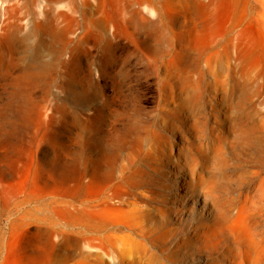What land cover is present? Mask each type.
<instances>
[{
    "label": "rangeland",
    "instance_id": "374dc122",
    "mask_svg": "<svg viewBox=\"0 0 264 264\" xmlns=\"http://www.w3.org/2000/svg\"><path fill=\"white\" fill-rule=\"evenodd\" d=\"M70 1L66 36L52 40L48 0H0V264H232L235 236L219 219L217 210L232 201L233 214L236 202L244 204L247 227L255 238L264 240V190L260 189L264 134L260 132L259 142L253 146H235L231 135L230 143L216 138L219 129L227 134L228 105H222L220 82H215L213 74L205 72L203 81H197V74L199 69H205L204 59L218 48L210 46L195 54L199 58L190 83L196 84V90H181L178 77L169 75L162 65L155 71L132 51L134 42L130 39L135 30L130 25L110 29L109 34L113 30L116 33L113 41L117 46L103 57L101 43H94L93 35L86 51L80 3ZM261 1L256 12L245 11V0L231 1L226 29L233 20H241L242 32L234 35L231 48V54L240 55L241 60L238 66L228 67L224 52L218 51L219 63L214 68L221 79L232 74L237 81L243 73L246 78L255 74L260 77L245 83L243 91L229 81L226 85L229 92L235 91L243 106L258 103L259 117L264 121V0ZM158 12L144 10L153 22L149 31L156 34L160 29L177 48L172 30L179 27L180 19L187 18L180 14L176 21L165 17L161 20ZM14 23L21 27L19 36L33 31L30 41H45L44 49L37 51L32 60L30 54L24 55L9 43ZM170 56L171 53L165 60ZM163 81L174 87L176 102L161 90ZM192 93L198 102L186 104L184 98ZM178 100L182 111L174 121L181 125L170 129L165 125L166 119L172 118L168 110ZM211 101L220 105L215 112L221 115L218 118L212 115ZM193 169L209 173L201 186L199 182L194 187L195 193L190 189Z\"/></svg>",
    "mask_w": 264,
    "mask_h": 264
},
{
    "label": "bare ground",
    "instance_id": "6f19581e",
    "mask_svg": "<svg viewBox=\"0 0 264 264\" xmlns=\"http://www.w3.org/2000/svg\"><path fill=\"white\" fill-rule=\"evenodd\" d=\"M31 3L35 2L36 0H26ZM204 1V0H203ZM201 0H79L80 3V9H81V16L82 17V22H83V43L85 50L87 51L90 48V43H89V37L91 35L95 36V42H99L100 49L99 51L101 52V55L108 54L109 50L111 48H114L117 46L116 41H113L115 38L114 35L116 33L114 30L112 31L113 33L109 34L108 32L110 29H118L120 26H126V28L130 25L134 30L135 34H133L131 37V41L134 42V50H132L136 55L140 54L137 57L144 58V61L146 59V65H151V67L155 70L158 71L160 69V66L162 65L163 70L165 69L166 72L171 75L178 77V84L181 90H187L188 88L191 90V92H194L196 90V84L195 83H190V77L192 72L195 69V65L197 63V60L199 56H196L195 54H199L201 52L206 51L210 46H214L218 48L216 51L213 53L209 54L205 59H204V68L205 69H199L200 71L197 74V81H203L204 79V73L205 72H211L213 74L215 82H220L221 86V92H222V105L226 104L227 110H229V113L226 115V121L229 122L227 127V134H225L221 129L218 131L219 134L216 137L219 139V141L223 140L226 141L227 143H230L229 137L233 136L234 138V143L235 146L237 144H254L257 145L259 142V137H260V132L264 134V121L261 120L259 117V111L261 110L258 103L251 102L248 103L249 105L247 107L243 106L239 102V97L234 93L232 90L229 92L227 85H229L227 82H231L235 84L236 86L239 87V90L243 91L245 89V83H253L255 80H257L260 77H257V74L254 76H248L246 78V75L243 73L241 75L240 80H235L234 76L232 74H226L224 79H221V75L219 76L216 73L215 70V64L219 63L218 62V51L224 52L225 54V61L226 64L229 66H236L239 65L240 62V55H234L231 54L232 47H233V38L235 39L234 35L241 34L242 32V22L239 19L233 20L231 24L229 25L228 29L227 23L230 19V8H231V1L232 0H208L207 2H203ZM244 1V0H243ZM71 1L70 0H48V7H49V18H48V30L50 33V36L53 39L57 38H64L67 33L66 25L65 22L67 20V7ZM246 5H245V11L250 10L252 12H256V8L258 4H260L262 1L261 0H245ZM136 6V7H135ZM145 12H149L152 14L154 11H159V17L162 20L163 17L176 21L180 19V14L186 19V21L180 19L179 21V27L176 28V30L173 31V35L176 38L178 42V47L174 48L172 41H170L168 38L164 37V34H162V31L159 29V31L156 34H153L149 31V26L153 22H151V18L149 19ZM157 14V13H156ZM155 14V15H156ZM128 16V17H127ZM154 16V14H153ZM252 16V15H251ZM156 17V16H155ZM158 17V18H159ZM253 17V16H252ZM247 18V17H246ZM245 18V20H246ZM258 18V17H257ZM256 18V19H257ZM155 19V18H154ZM158 19V20H160ZM160 20V22H161ZM156 21V20H155ZM154 21V22H155ZM157 24V23H156ZM159 26V25H158ZM151 27V26H150ZM148 28V30H147ZM246 28V27H244ZM153 29V28H152ZM151 29V30H152ZM162 29V28H161ZM21 27L18 23H14L11 28H10V35H9V43L13 47H18L21 49V52L24 53V55L30 54L31 60L33 59V55L42 51L44 49L45 41L44 40H34V42L30 41L31 36L33 34V31L24 34L22 36H19L18 33L20 32ZM35 30V29H33ZM121 30V29H120ZM163 30V29H162ZM122 31V30H121ZM120 31V33H122ZM167 32V30H166ZM164 30V33H166ZM169 33V32H168ZM128 34V33H127ZM170 35V34H169ZM125 36V35H124ZM123 36V37H124ZM167 36V35H166ZM171 36V35H170ZM173 38V37H172ZM91 39V38H90ZM93 40V39H92ZM236 40V39H235ZM118 41V40H117ZM235 42V41H234ZM93 43V44H94ZM130 43V42H129ZM132 44V43H131ZM235 44V43H234ZM239 44V42H238ZM130 45V44H129ZM176 45V44H175ZM95 47V46H94ZM235 47V46H234ZM234 49V48H233ZM94 50V49H93ZM97 50V49H95ZM241 50V49H240ZM239 50V51H240ZM38 51V52H37ZM112 51V50H111ZM234 51V50H233ZM238 51V52H239ZM118 52V51H117ZM116 52V53H117ZM237 52V53H238ZM171 53V56L168 57L169 59H166V56H168ZM85 54V53H84ZM90 54H92L90 52ZM100 54V53H99ZM114 54V53H113ZM120 54V53H119ZM130 54V53H129ZM116 55V54H114ZM89 56V54H88ZM87 56V57H88ZM110 56V55H108ZM119 56V55H118ZM122 57V55H120ZM28 57V56H27ZM90 57V56H89ZM111 57V56H110ZM121 57H118L121 59ZM127 57H129L127 55ZM127 57H125L127 59ZM107 58V57H106ZM134 58V57H131ZM140 58V59H141ZM91 59V58H89ZM87 59V60H89ZM105 59V58H104ZM109 59V57H108ZM119 59V60H120ZM138 59V58H136ZM102 59H100L101 61ZM110 60V59H109ZM115 60V58H114ZM130 60V59H128ZM142 60V59H141ZM201 60V59H200ZM28 61V60H27ZM94 61V60H93ZM106 61V60H105ZM127 61V60H126ZM125 61V62H126ZM139 61V59L137 60ZM24 62V61H23ZM22 62V63H23ZM89 62V61H88ZM91 62V61H90ZM98 62V61H97ZM110 62V61H109ZM114 61L111 63L113 64ZM136 62V61H135ZM233 62V65L231 63ZM29 63H31L29 61ZM28 63V64H29ZM95 63V61H94ZM103 63V62H102ZM105 63V62H104ZM140 64V61L138 62ZM259 63V62H258ZM86 64V63H85ZM121 64V62H120ZM119 64V65H120ZM127 64V63H126ZM142 64V63H141ZM221 64H223L221 62ZM24 65V63L22 64ZM87 65V64H86ZM92 65V64H91ZM101 65V64H100ZM109 65V64H107ZM145 65V66H146ZM93 66V65H92ZM106 66V65H105ZM104 66V67H105ZM124 66V65H120ZM119 66V67H120ZM126 66V65H125ZM144 66V65H143ZM108 67V66H107ZM127 67V66H126ZM132 67V66H131ZM147 67V66H146ZM224 67V66H223ZM246 67V66H245ZM244 67V68H245ZM87 68V67H86ZM115 68V67H114ZM113 68V69H114ZM145 68V67H144ZM202 68V67H199ZM243 68V69H244ZM260 68V67H259ZM125 69V67L123 68ZM121 68V71L123 70ZM162 69V68H161ZM242 69V66H241ZM239 68V71L241 70ZM97 70V69H96ZM104 70V69H103ZM117 70V69H115ZM129 70V69H128ZM127 70V71H128ZM144 70V69H143ZM147 70V69H146ZM151 70V69H150ZM235 70V69H234ZM248 70V69H247ZM86 71V70H85ZM100 71V69H99ZM107 71V70H105ZM126 71V69H125ZM126 71V72H127ZM242 71V70H241ZM245 71V70H244ZM259 71V70H258ZM261 71V70H260ZM125 72V73H126ZM145 72V71H143ZM148 72V71H147ZM163 72V71H162ZM236 72V71H235ZM249 72V71H248ZM251 72V71H250ZM94 73V72H93ZM97 73V72H95ZM101 72H99L100 74ZM103 73V71H102ZM107 73V72H106ZM121 73V72H120ZM130 72L128 71L127 74ZM152 73V72H151ZM156 73V72H155ZM159 73V72H158ZM228 73V72H227ZM230 73V72H229ZM246 73V72H245ZM252 73V72H251ZM261 73V72H260ZM88 74V73H87ZM105 74V73H103ZM126 74V75H127ZM150 74V73H149ZM239 74V73H238ZM253 74V73H252ZM102 75V74H101ZM126 75L125 76L126 79ZM130 75V74H129ZM157 75V74H156ZM232 75V76H231ZM249 75V73H248ZM100 76V75H99ZM103 76V75H102ZM117 76V75H116ZM115 76V77H116ZM136 76V75H135ZM160 76V75H159ZM196 76V75H195ZM206 76V75H205ZM263 76V75H262ZM114 77V78H115ZM119 77V76H118ZM121 78V76H120ZM164 78V77H163ZM171 78V77H170ZM262 78V77H261ZM264 78V77H263ZM99 79V78H98ZM119 79V78H118ZM124 79V78H123ZM124 79V81H125ZM237 79V76H236ZM239 79V78H238ZM94 80V79H93ZM172 80V78H171ZM195 80V79H194ZM249 80V81H248ZM103 81V80H101ZM100 81V82H101ZM121 82V79L119 80ZM119 81H116V83H120ZM174 81V79H173ZM99 82V83H100ZM110 82V81H109ZM211 82V81H210ZM264 82V80H263ZM96 83V82H95ZM103 83V82H102ZM122 83V82H121ZM133 83V82H132ZM227 83V85H226ZM256 83H259L256 81ZM104 84V83H103ZM126 85V83H124ZM201 84V83H200ZM232 84V85H233ZM101 85V83H100ZM111 85V84H110ZM114 85V84H113ZM119 85V84H118ZM215 85V84H214ZM256 85V84H255ZM254 85V86H255ZM117 86V85H116ZM234 86V85H233ZM232 86V87H233ZM253 86V85H252ZM261 86V85H260ZM210 87V86H209ZM218 87V86H217ZM249 87V86H248ZM102 88V86H101ZM116 88V87H115ZM121 88V87H118ZM199 88V87H198ZM205 88V87H204ZM207 88V86H206ZM205 88V91H206ZM252 88V87H251ZM264 88V86H263ZM128 89V87H127ZM217 89V88H216ZM215 89V90H216ZM220 89V88H219ZM233 89V88H232ZM98 90V89H97ZM104 90V89H103ZM119 90V89H118ZM133 90V89H132ZM161 90H164L167 93V96L169 99H173L175 101V91L174 87L170 82L163 81L161 84ZM235 90V89H234ZM100 91V89H99ZM123 91V90H122ZM121 91V92H122ZM131 91V90H130ZM220 91V90H219ZM248 91V90H247ZM262 91V90H261ZM260 91V92H261ZM115 92V91H114ZM121 97H124L123 95ZM186 92V91H185ZM184 92V93H185ZM189 92V91H188ZM187 92V93H188ZM217 92V90H216ZM249 92V91H248ZM254 92V91H253ZM252 92V93H253ZM89 93V92H88ZM100 93L103 94L101 91ZM256 93V92H255ZM90 94V93H89ZM98 94V93H97ZM96 94V95H97ZM128 94V93H126ZM216 94V93H214ZM220 94V93H219ZM250 94V93H249ZM120 95V94H119ZM253 95V94H252ZM102 96V95H101ZM104 96V95H103ZM107 96V95H106ZM128 96V95H127ZM259 96V95H258ZM98 97V96H97ZM118 97V95L115 97V99ZM132 97V96H131ZM203 97V96H202ZM218 97V96H217ZM245 97V96H244ZM99 98V97H98ZM216 98V97H215ZM256 98V97H255ZM254 98V99H255ZM105 98H103L104 100ZM118 99V98H117ZM120 99V98H119ZM133 99V98H132ZM214 99V98H213ZM258 99V98H257ZM102 100V99H101ZM126 100V98H125ZM199 100V99H198ZM215 100V99H214ZM231 100V102L229 101ZM259 100V99H258ZM185 103H189L190 101H195L194 103L198 102L195 95L193 93L186 98H184ZM213 101V100H212ZM211 101V102H212ZM230 103H229V102ZM261 101V99H260ZM105 102V101H104ZM124 102V101H122ZM176 102V101H175ZM220 102V101H219ZM103 103V102H102ZM173 103V102H172ZM193 103V104H194ZM260 103V102H259ZM126 104V103H125ZM164 104V103H163ZM192 104V105H193ZM198 104V103H197ZM128 105V104H127ZM211 111H213L212 115H214L216 118H218V115L215 112L219 110V106L217 104V101L212 102L211 104ZM264 105V103L262 104ZM261 106V105H260ZM102 107V105H101ZM100 107V108H101ZM109 107V106H108ZM181 107L182 103L180 100L177 101L175 106L172 109H169V113L172 118L168 117L165 121V125L169 127L170 129L178 128L179 125L177 124L174 119H176L179 114L181 115ZM192 107V106H191ZM197 107V106H196ZM195 107V108H196ZM199 107V106H198ZM107 108V107H106ZM110 109V108H109ZM200 109V107H199ZM222 109V108H221ZM194 110V109H191ZM226 110V111H227ZM114 111V110H113ZM163 111V110H162ZM184 112V110H183ZM194 112V111H193ZM197 112V110H196ZM195 112V113H196ZM199 112V111H198ZM225 112V111H224ZM109 113V112H108ZM191 113V112H190ZM202 113V112H201ZM211 113V112H210ZM222 113V112H221ZM162 114V113H161ZM160 114V115H161ZM166 114V113H165ZM110 113L107 115L109 117ZM116 115V114H115ZM192 115V113H191ZM196 115V114H195ZM199 115V114H198ZM206 115V114H205ZM197 116V115H196ZM211 116V115H210ZM102 117V116H101ZM161 117V116H160ZM181 117V116H180ZM193 117V116H192ZM191 117V118H192ZM110 118V117H109ZM183 118V117H182ZM197 119V117H195ZM103 119V117H102ZM179 119V118H178ZM194 119V118H193ZM195 119V120H196ZM199 119V118H198ZM220 119V118H219ZM105 120V119H103ZM161 120V119H160ZM225 120V119H224ZM106 121V120H105ZM109 121V120H108ZM107 121V122H108ZM218 121V120H217ZM104 122V123H107ZM116 122V121H115ZM181 122V121H180ZM195 122V121H194ZM112 123V120L111 122ZM197 123V122H196ZM75 124V123H74ZM109 124V123H108ZM220 124V123H219ZM107 125V124H106ZM117 125V124H114ZM183 125V124H182ZM218 125V122H217ZM217 125L216 128H217ZM110 126V125H109ZM112 126V124H111ZM125 126V125H124ZM123 126V127H124ZM157 126V125H156ZM184 126V125H183ZM215 126H213L215 128ZM225 126V125H224ZM106 127V126H105ZM116 129L118 126H115ZM112 128V127H111ZM135 128V127H134ZM159 127H157L158 129ZM162 128V127H161ZM183 128V127H182ZM223 128V125H222ZM101 129V128H100ZM109 129V128H108ZM115 129V128H114ZM120 129V128H118ZM167 129V128H166ZM226 129V128H225ZM224 129V130H225ZM99 130V129H98ZM103 130V128H102ZM127 130V128H126ZM164 130V129H163ZM180 130V129H179ZM101 131V130H100ZM115 131V130H114ZM104 132V131H102ZM101 132V133H102ZM106 132V130H105ZM109 132V131H108ZM118 132V131H117ZM123 132V131H122ZM162 132V131H161ZM179 132V131H178ZM184 132V131H183ZM214 132V130H213ZM217 131L215 130V133ZM110 133V132H109ZM159 133V132H158ZM188 133V132H187ZM212 133V132H211ZM115 134V133H114ZM137 134V133H136ZM160 134V133H159ZM213 134V133H212ZM140 135V134H139ZM184 135V134H183ZM231 135V136H230ZM113 136V132H112ZM117 136V135H116ZM121 136V135H120ZM160 136V135H159ZM211 136V135H210ZM143 137V136H142ZM151 137V136H150ZM158 137V136H157ZM181 137V136H180ZM189 137V136H188ZM215 137V135H214ZM181 139H184L182 137ZM194 139V138H193ZM215 139V140H217ZM119 141V138H118ZM190 141V140H189ZM194 141V140H193ZM264 141V140H263ZM121 141H119L120 143ZM195 142V141H194ZM193 142V143H194ZM182 143V142H181ZM185 143V142H184ZM233 144V143H232ZM108 145V144H106ZM153 145V144H151ZM172 145V144H170ZM174 145V144H173ZM184 145V144H183ZM234 145V144H233ZM186 146V144H185ZM191 146V145H190ZM189 146V147H190ZM216 146V145H214ZM222 146V144H221ZM225 146V145H224ZM172 147V146H171ZM170 147V149H171ZM182 147V146H181ZM188 148V147H187ZM193 149V148H190ZM231 149V148H230ZM244 149V148H243ZM253 149V148H252ZM160 150V148H159ZM182 150V149H180ZM189 150V149H188ZM187 150V151H188ZM170 151V150H169ZM172 151V150H171ZM178 151V150H177ZM241 151V150H240ZM50 152V151H49ZM179 152V151H178ZM182 152V151H181ZM180 152V153H181ZM186 152V150H185ZM193 152V151H192ZM214 152V150L212 151ZM247 152V151H246ZM254 152V151H253ZM52 153V152H51ZM49 153V154H51ZM76 153V152H75ZM74 153V154H75ZM187 153V152H186ZM174 154V153H172ZM171 154V155H172ZM194 154V153H193ZM215 154V153H214ZM169 155V154H168ZM178 155V154H177ZM249 155V154H247ZM246 155V156H247ZM254 155V154H252ZM54 156V155H53ZM167 156V155H166ZM190 156V155H189ZM195 156V155H194ZM259 156V154H258ZM45 157V156H44ZM116 157V156H114ZM172 157V156H171ZM179 157V156H178ZM252 157V156H251ZM256 157V156H255ZM72 157H70L71 159ZM77 158V157H76ZM181 158V157H180ZM187 158V157H186ZM216 158V157H215ZM214 158V159H215ZM66 159V158H65ZM111 159H114L111 157ZM171 159V158H170ZM188 159V158H187ZM185 160L188 162V160ZM248 159V158H247ZM246 159V160H247ZM255 159V158H254ZM253 159V160H254ZM74 161V159H72ZM174 160V159H173ZM176 160V158H175ZM178 160V159H177ZM113 161V160H111ZM184 161V162H185ZM194 161V160H193ZM221 161V160H220ZM251 161V160H250ZM259 161V159L257 160ZM64 162V161H63ZM68 163V161H66ZM78 162V161H77ZM179 162V161H178ZM181 162V161H180ZM191 162V160H190ZM216 162V161H215ZM222 162V161H221ZM220 162V163H221ZM230 162V161H229ZM248 162V161H247ZM254 162V161H253ZM115 164V162L113 161ZM234 163V162H233ZM71 164V162L69 163ZM180 164V163H179ZM186 164V162H185ZM197 164V163H196ZM191 165H194L191 162ZM251 165V164H250ZM257 166V165H256ZM260 166V165H259ZM128 167V166H127ZM130 167V166H129ZM179 167V166H178ZM187 167V166H186ZM220 167V166H219ZM131 168V167H130ZM233 168V167H232ZM259 168V167H258ZM128 169V168H127ZM219 169V168H218ZM230 169V168H229ZM234 169V168H233ZM179 170V169H178ZM217 170V168H216ZM224 170V169H222ZM191 171V169H190ZM221 171V170H220ZM249 171V169H248ZM227 172V171H226ZM230 172V171H229ZM189 173V171H188ZM217 173V172H216ZM135 174V173H134ZM138 174V173H137ZM207 174V173H206ZM205 174V175H206ZM209 174V173H208ZM207 174V175H208ZM227 174V173H226ZM225 174V175H226ZM242 174V173H241ZM257 174V173H256ZM254 173V175H256ZM143 175V174H142ZM191 175V173L189 174ZM205 175L203 174L202 171H199L197 169H193L192 171V178L194 180V183L191 184V188L193 192L195 191V186L199 184L201 186V182H204ZM206 175V176H207ZM218 175V174H217ZM216 175V176H217ZM231 175V174H229ZM253 175V176H254ZM144 176V175H143ZM146 176V175H145ZM144 176V177H145ZM223 177V175H221ZM261 176V175H260ZM210 177V175H209ZM208 177V178H209ZM214 176L212 175V178ZM128 178V177H127ZM137 178V177H136ZM189 178V177H187ZM207 178V177H206ZM209 180L208 182L212 181ZM215 178V177H214ZM139 180V179H138ZM144 182V181H143ZM185 182V181H184ZM129 184V183H128ZM127 184V185H128ZM141 185V184H140ZM131 186V185H130ZM129 186V187H130ZM144 186V185H143ZM206 187V186H204ZM136 188V187H135ZM210 189V188H209ZM260 189L264 190V175L261 178L260 181ZM189 190V189H188ZM200 190V188H199ZM132 191V190H131ZM187 191V190H185ZM202 191V190H201ZM204 191V190H203ZM206 192V190L204 191ZM209 192V191H208ZM108 193V192H107ZM142 193V192H141ZM140 193V194H141ZM195 193V192H194ZM210 193V192H209ZM208 193V195H209ZM68 195V194H67ZM138 195V194H137ZM144 195V194H143ZM196 195V194H195ZM198 195V194H197ZM196 195V196H197ZM207 194H204V198H206ZM211 195V193H210ZM212 196V195H211ZM141 197V196H140ZM213 198V197H211ZM231 198V196H230ZM117 199V198H116ZM209 199V198H208ZM139 200V199H138ZM47 201V200H46ZM215 201V200H214ZM230 201V200H229ZM49 202V201H48ZM129 202V201H128ZM127 202V203H128ZM148 202V201H147ZM205 202V200H204ZM217 202V201H216ZM246 203V202H245ZM85 204V203H84ZM94 204V203H93ZM92 204V205H93ZM136 204V203H135ZM221 204V203H220ZM140 205V204H139ZM231 203H228L224 205L223 209L217 210L220 215L219 219L223 222H226L228 228L231 230L232 235L235 236L236 244L233 249L235 248L236 254L234 255L235 258L233 260L232 264H263L262 259L264 258V240L257 239L254 237V234L252 231L247 227V215H246V206L240 202H236V210L232 214L231 213ZM67 206L73 207L75 210L77 207L73 204H68ZM234 206V205H233ZM215 207V206H214ZM222 207V206H220ZM93 208V207H90ZM137 210L139 209V206L137 207ZM204 208V207H203ZM87 209L85 206L84 210ZM145 209V208H144ZM173 209V208H172ZM216 209V208H215ZM79 210V209H78ZM176 210V209H175ZM212 210V209H211ZM171 209L169 210V212ZM174 211V210H172ZM171 211V212H172ZM216 211V212H217ZM168 212V211H167ZM166 212V213H167ZM210 212V211H209ZM212 212V211H211ZM145 213V212H144ZM150 213V212H149ZM148 214V213H147ZM166 216V215H164ZM181 216V215H180ZM212 218L214 215H211ZM148 217V215H147ZM178 218V217H177ZM211 218V219H212ZM180 219V217H179ZM181 220V219H180ZM118 223V222H117ZM164 223V222H163ZM220 223V222H219ZM217 223V225L220 226V224ZM162 224V223H161ZM74 225V224H73ZM216 225V224H215ZM216 225V226H217ZM218 227V226H217ZM216 227V228H217ZM111 228V227H110ZM221 228V226L219 227ZM218 229V228H217ZM169 230V229H168ZM214 230V229H211ZM210 230V231H211ZM229 230V231H230ZM137 231V230H136ZM219 231V230H217ZM140 232V231H139ZM211 233V232H209ZM213 234V233H212ZM211 234V236H212ZM217 233L214 234V236ZM219 234V233H218ZM148 234H145L146 236ZM159 235V234H158ZM210 236V235H209ZM218 236V235H217ZM158 236H156L157 238ZM60 238V237H59ZM155 238V237H154ZM136 239V238H135ZM145 239V238H144ZM63 240L66 241L68 240V237H63ZM148 242V241H147ZM235 243V242H234ZM134 244V242H133ZM218 244V243H217ZM216 244V245H217ZM203 247V246H202ZM201 247V248H202ZM213 248V247H211ZM156 248H154L155 250ZM197 249V248H196ZM195 249V250H196ZM200 249V248H199ZM231 249V248H230ZM95 250V249H94ZM207 250V249H206ZM212 250V249H211ZM156 251V250H155ZM232 251V250H231ZM204 252V251H203ZM210 252V251H209ZM132 253V252H131ZM232 252H230L231 254ZM233 256V255H232ZM233 256V257H234ZM111 258V257H110ZM133 258V257H132ZM146 258V257H144ZM142 259V258H141ZM118 260V259H117ZM134 260V258H133ZM132 260V261H133ZM150 260V258L148 259ZM120 261V260H119ZM229 261V259H228ZM82 262V261H81ZM144 262V261H143ZM148 262V261H147ZM146 262V263H147ZM120 263V262H119ZM141 263V262H140ZM85 264V263H84ZM139 264V263H138ZM148 264V263H147Z\"/></svg>",
    "mask_w": 264,
    "mask_h": 264
}]
</instances>
